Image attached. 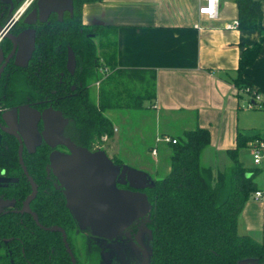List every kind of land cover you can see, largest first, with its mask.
<instances>
[{
  "label": "trees",
  "instance_id": "16d2710c",
  "mask_svg": "<svg viewBox=\"0 0 264 264\" xmlns=\"http://www.w3.org/2000/svg\"><path fill=\"white\" fill-rule=\"evenodd\" d=\"M96 1L102 0H72V10L62 16L52 13L32 26L23 20L16 23L11 30L15 36L34 29V49L25 66L12 59L0 80V116L2 110L22 106L40 114L53 107L69 119L63 135L91 151L105 136L113 137V122L105 114L108 110L143 109L144 102L154 100L156 93L154 76L119 68L113 39L103 35L101 28L83 24V5ZM236 2L238 27L260 35L254 46L244 49L240 60L235 85L244 94L246 88L256 90L245 70L261 52L264 26L259 1ZM21 3L0 0L1 25H6ZM0 47L5 59L13 45L4 38ZM70 55L74 57L73 69L69 67ZM249 96L252 98L251 92ZM39 126L42 131L41 120ZM176 139L177 143L169 144V172L145 190L151 212L136 222L144 224L153 241L148 264H264V226L261 241L238 233L243 208L258 191L257 171L247 167L241 157L257 138L239 133L236 147L227 150L224 168L218 170L202 161L211 144L207 129L197 127ZM18 151V140L5 133L0 146V175L4 171L2 176L8 182L0 184V199L14 201L15 208L0 213V264H73L61 232L40 228L31 214L13 211L22 209L32 192ZM51 152L44 142L33 151L24 150L25 165L38 185L31 209L42 226H59L67 232L75 254L71 233L79 226L50 167Z\"/></svg>",
  "mask_w": 264,
  "mask_h": 264
},
{
  "label": "crops",
  "instance_id": "0c3cea01",
  "mask_svg": "<svg viewBox=\"0 0 264 264\" xmlns=\"http://www.w3.org/2000/svg\"><path fill=\"white\" fill-rule=\"evenodd\" d=\"M27 1L31 4L24 16L35 6L39 21L47 20L52 13L62 16L72 10V0H22L6 25ZM256 1L261 3L264 26V0ZM202 3L203 0L89 2L83 5L82 22L101 28L103 35L113 39L119 68L154 76L155 99L148 101V107L145 101L143 109L154 112L156 134L177 138L197 127L207 129L211 144L203 152L202 161L214 167L225 164L226 152L236 147L239 133L264 142V109L249 108L252 98L240 93L235 85L244 49L254 46L260 35L256 31H243L238 25L227 27L239 20L236 0H223L216 20L200 14ZM17 38L15 63L25 66L34 49L35 31L27 28ZM94 38L99 42L97 37ZM3 61L1 49L0 66ZM69 67L74 68L73 55H70ZM245 73L264 97V44L258 58ZM94 88L97 93L99 81ZM12 109L21 111V115L16 120L9 115L2 116L6 125L20 133L27 151L35 150L43 142L40 113L29 106ZM116 132L118 129L114 126L113 137ZM113 137H108L107 143ZM252 145L253 142L241 159L247 167L257 171L255 181L258 190L264 192V152L262 163L256 165L251 154ZM108 146L110 149L106 152L110 158L121 161L117 145L111 142ZM158 155L159 152L156 158ZM169 170L170 166L167 173ZM14 208L12 202L2 212ZM263 226L264 193L261 198L254 194L243 208L238 233L261 241Z\"/></svg>",
  "mask_w": 264,
  "mask_h": 264
},
{
  "label": "water",
  "instance_id": "95a60500",
  "mask_svg": "<svg viewBox=\"0 0 264 264\" xmlns=\"http://www.w3.org/2000/svg\"><path fill=\"white\" fill-rule=\"evenodd\" d=\"M21 19L30 26L37 24L38 10L31 9ZM21 19L13 17V26ZM13 26L6 27L0 24V42L7 38L13 45L0 66V80L18 50V38L11 32ZM40 120L43 124L41 131L43 142L52 149L49 156L50 167L65 191L67 206L78 222L79 229L90 231L93 236L106 240H115L151 212L152 205L145 192L149 185L147 174L127 171L125 179L129 189L120 188L119 177L122 174V167L113 162L105 151L81 148L66 138L63 133L69 119L61 111L48 107L41 112ZM3 132L11 134L18 140L19 162L32 187V192L24 201L22 209L13 211L31 214L40 228L61 232L72 263L78 264L69 244L67 232L59 226H42L37 214L31 209V203L38 194V185L30 176L24 162L25 145L22 136L14 128L5 125L0 118V145ZM59 148H65L67 152ZM1 174L4 175L5 172L2 171Z\"/></svg>",
  "mask_w": 264,
  "mask_h": 264
},
{
  "label": "rangeland",
  "instance_id": "374dc122",
  "mask_svg": "<svg viewBox=\"0 0 264 264\" xmlns=\"http://www.w3.org/2000/svg\"><path fill=\"white\" fill-rule=\"evenodd\" d=\"M145 106H149L148 101L145 102ZM153 113L147 109H111L105 113L118 129L111 142L118 147L120 166L123 169L119 183L123 187H126L124 186L127 183L125 177L129 170L145 172L149 177V184L167 174L171 148L162 141L157 142V136L159 138L162 135L156 134ZM5 115L12 116L16 120L21 115V111L16 109L2 110L1 116ZM104 138L93 146L92 151L102 150L106 152L110 149L108 144L111 145V142L107 143V136ZM153 147H156L159 152L157 158L151 154ZM107 155L109 156L108 153ZM114 161L118 160L115 159ZM204 163L206 162L204 161ZM215 165V170L224 168V164L220 165L221 167ZM7 182L8 179L0 175V184ZM11 201L0 199V212L7 205L14 203ZM71 242L75 248V255L82 264H148L151 262L150 253L153 241L142 223H136L115 240H106L102 237L93 236L87 231L77 229L71 233Z\"/></svg>",
  "mask_w": 264,
  "mask_h": 264
},
{
  "label": "built area",
  "instance_id": "2783aa9c",
  "mask_svg": "<svg viewBox=\"0 0 264 264\" xmlns=\"http://www.w3.org/2000/svg\"><path fill=\"white\" fill-rule=\"evenodd\" d=\"M223 0H203V3L200 7V14L202 16L207 17L208 19L211 20H216L219 15H220V7H221V3ZM31 1H27L26 4L21 7L19 9V11L17 12V14L14 16L15 19H21L22 16H24V14L26 13L27 8L30 6ZM13 19V18H12ZM11 21L7 24L6 27H12L13 26V22ZM238 25V22H235L234 24H230L227 27L228 28H233L235 26ZM245 93L250 95V92L252 93V102H250L248 104L249 108H260V109H264V97L261 93H259L257 90L255 91H251L250 88H246L244 90ZM1 111V109H0ZM106 139V138H104ZM162 141L166 144H175L177 143V139L169 136V135H162L161 137L157 138V142ZM263 152H264V142L260 141V140H256L255 142H253L252 148H251V154L254 160V163L256 165H260L262 163V159H263ZM151 154L156 157L158 154V150L156 147H153L151 149ZM263 191L262 190H258L255 193V196L257 198H261L263 196Z\"/></svg>",
  "mask_w": 264,
  "mask_h": 264
},
{
  "label": "flooded vegetation",
  "instance_id": "af4514ba",
  "mask_svg": "<svg viewBox=\"0 0 264 264\" xmlns=\"http://www.w3.org/2000/svg\"><path fill=\"white\" fill-rule=\"evenodd\" d=\"M22 20V19H21ZM7 26V25H6ZM15 26V25H14ZM13 26V27H14ZM0 118H1V121L6 125V123H5V121H4V118L2 117V116H0ZM8 126V125H7ZM4 134H5V132H3L2 133V143H1V145L3 144V137H4ZM0 145V146H1ZM59 150H61V151H64V152H67V150L65 149V148H59ZM124 189H129V187H128V185L126 186V188H124Z\"/></svg>",
  "mask_w": 264,
  "mask_h": 264
}]
</instances>
